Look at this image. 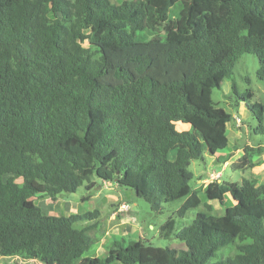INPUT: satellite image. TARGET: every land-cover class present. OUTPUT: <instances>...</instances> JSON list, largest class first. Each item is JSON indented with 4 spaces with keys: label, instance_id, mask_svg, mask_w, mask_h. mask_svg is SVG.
<instances>
[{
    "label": "trees",
    "instance_id": "1",
    "mask_svg": "<svg viewBox=\"0 0 264 264\" xmlns=\"http://www.w3.org/2000/svg\"><path fill=\"white\" fill-rule=\"evenodd\" d=\"M119 1L0 0V255L43 264H264V182L216 180L199 190L189 170L229 147L233 115L213 92L242 55L258 58L264 82V0ZM232 91L264 137V103L236 84ZM256 142L233 169L264 163H255L264 153ZM94 178L133 190L156 214L180 201L182 219L202 205L203 191L206 212L181 228L174 217L161 226L180 248L115 238L105 256L92 257L105 235L101 211L46 215L35 198L90 192ZM228 195L234 204L213 215L210 202L226 207Z\"/></svg>",
    "mask_w": 264,
    "mask_h": 264
},
{
    "label": "rangeland",
    "instance_id": "2",
    "mask_svg": "<svg viewBox=\"0 0 264 264\" xmlns=\"http://www.w3.org/2000/svg\"><path fill=\"white\" fill-rule=\"evenodd\" d=\"M113 2L120 3L119 0H113ZM174 14L176 13L174 12ZM258 68V58L253 54H244L236 65L233 74L223 82L220 89L214 90V102L233 115V119L228 125L230 144L227 149L215 156L206 153L204 160H195L191 163L189 170L194 174L191 184L195 189L201 190V187L205 188L209 183L216 180L242 184L243 180L254 178L259 183L264 182V163L247 170H235L231 167V164L243 155V149L246 146H256V140L264 142V137L256 135L253 131L257 126L255 116L248 109L243 99L232 91V84H236L240 94L246 93L248 90L254 93L251 103H264V82L257 76ZM237 118L241 119L240 123ZM189 127L188 125L178 124L180 130H187ZM227 155L231 156L230 160L223 162V158ZM175 157L176 151L171 152L170 158L174 159ZM261 159H264V154L256 157L255 163ZM93 181L96 184L92 191L89 192L85 187H82L77 193L61 195L57 202H53L49 197L35 198V202L46 215L61 216L73 214L74 212L83 214L96 209L101 211V224L105 235L87 253L92 257L105 256L107 246L115 238L117 240L126 239L128 242L144 240L154 247L176 246L180 248L182 246L175 237L167 239L161 236V226L170 217H174L177 221V228H181L190 224L198 212H206L205 204L208 200L203 191L199 193L202 205L189 211L187 216L182 219L177 215V211L181 206L180 201L165 204L163 213L156 214L144 199L136 196L133 190L118 189L115 183H106L98 178H94ZM88 194H91L90 200L84 202L82 198ZM124 204L128 207L126 212L121 213L119 209ZM210 204L214 208L212 214L222 216L225 214L226 208L234 204V201L232 196L228 195L226 207L222 206L219 201H213ZM77 226L81 227L82 225L78 224ZM7 261L18 264H43L37 260L25 262L18 257L6 259L0 255V264Z\"/></svg>",
    "mask_w": 264,
    "mask_h": 264
},
{
    "label": "built area",
    "instance_id": "3",
    "mask_svg": "<svg viewBox=\"0 0 264 264\" xmlns=\"http://www.w3.org/2000/svg\"><path fill=\"white\" fill-rule=\"evenodd\" d=\"M237 121L240 123V122H241V119L237 118ZM127 207H128V205H125V204L122 205V206L120 207V209H119V212H121V213L126 212Z\"/></svg>",
    "mask_w": 264,
    "mask_h": 264
},
{
    "label": "crops",
    "instance_id": "4",
    "mask_svg": "<svg viewBox=\"0 0 264 264\" xmlns=\"http://www.w3.org/2000/svg\"><path fill=\"white\" fill-rule=\"evenodd\" d=\"M264 154V153H263ZM260 157V156H259ZM260 161H263L264 162V159L262 160H260ZM260 161H258V162H260ZM257 167V166H256ZM73 213V212H72ZM129 214H130V212H128ZM73 214H75V212L73 213ZM113 217H114V215H112ZM122 225H123V223H122ZM4 258V257H3Z\"/></svg>",
    "mask_w": 264,
    "mask_h": 264
}]
</instances>
